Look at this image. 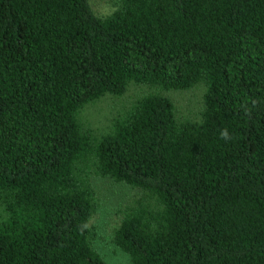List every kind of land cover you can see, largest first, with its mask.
Listing matches in <instances>:
<instances>
[{
    "label": "trees",
    "instance_id": "16d2710c",
    "mask_svg": "<svg viewBox=\"0 0 264 264\" xmlns=\"http://www.w3.org/2000/svg\"><path fill=\"white\" fill-rule=\"evenodd\" d=\"M130 84L149 91L111 131L82 124ZM197 85L180 119L166 93ZM93 175L140 192L112 236L132 264H264V0H115L104 17L0 0V264H106Z\"/></svg>",
    "mask_w": 264,
    "mask_h": 264
},
{
    "label": "rangeland",
    "instance_id": "374dc122",
    "mask_svg": "<svg viewBox=\"0 0 264 264\" xmlns=\"http://www.w3.org/2000/svg\"><path fill=\"white\" fill-rule=\"evenodd\" d=\"M92 11L104 17L115 8V0H89ZM203 86L197 85L188 91H168L180 119L194 121L201 110L199 103ZM149 90L145 86L130 84L120 97L104 96L85 106L79 113L82 124L96 136L111 131L113 125L126 116L139 96ZM154 92V90H153ZM152 92V93H153ZM90 185L97 201V210L91 221L92 247L106 264H132L128 254L117 247L112 236L120 218L140 198V192L110 178L90 176Z\"/></svg>",
    "mask_w": 264,
    "mask_h": 264
},
{
    "label": "clouds",
    "instance_id": "9594fccd",
    "mask_svg": "<svg viewBox=\"0 0 264 264\" xmlns=\"http://www.w3.org/2000/svg\"><path fill=\"white\" fill-rule=\"evenodd\" d=\"M219 135H220V139H222L226 142L231 139L230 133H229L227 128L221 129Z\"/></svg>",
    "mask_w": 264,
    "mask_h": 264
}]
</instances>
